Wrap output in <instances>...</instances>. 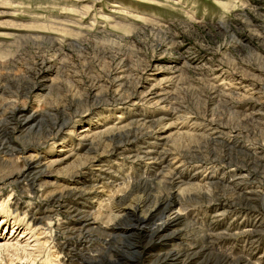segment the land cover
Instances as JSON below:
<instances>
[{"label":"rangeland","instance_id":"1","mask_svg":"<svg viewBox=\"0 0 264 264\" xmlns=\"http://www.w3.org/2000/svg\"><path fill=\"white\" fill-rule=\"evenodd\" d=\"M0 264H264V0H0Z\"/></svg>","mask_w":264,"mask_h":264},{"label":"bare ground","instance_id":"2","mask_svg":"<svg viewBox=\"0 0 264 264\" xmlns=\"http://www.w3.org/2000/svg\"><path fill=\"white\" fill-rule=\"evenodd\" d=\"M242 197H244V196L242 195ZM243 199L245 200V198H243ZM136 207H138V206H136ZM136 207H134V208L137 209ZM172 209H173V207L170 204H168V203L164 204V206L162 208V211L160 212V215H159V217H160L159 218L160 219L159 221L161 222V224L159 226H155L154 229L151 230L152 237H158L161 233H163L164 231H166L168 229V227L173 223L174 218L178 216V211L175 213V212H172L173 211ZM167 214H169V215H168V217L166 219ZM144 220H145V218H140V217L138 218L139 223L140 222L142 223V221H144ZM3 247L4 248H7V246H3Z\"/></svg>","mask_w":264,"mask_h":264}]
</instances>
